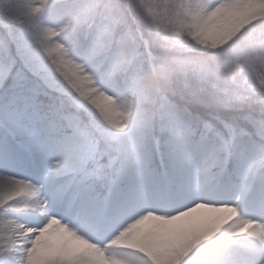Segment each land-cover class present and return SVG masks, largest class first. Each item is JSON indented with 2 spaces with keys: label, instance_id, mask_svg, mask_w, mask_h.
Segmentation results:
<instances>
[{
  "label": "snow or ice",
  "instance_id": "obj_1",
  "mask_svg": "<svg viewBox=\"0 0 264 264\" xmlns=\"http://www.w3.org/2000/svg\"><path fill=\"white\" fill-rule=\"evenodd\" d=\"M0 264H264V0H0Z\"/></svg>",
  "mask_w": 264,
  "mask_h": 264
}]
</instances>
